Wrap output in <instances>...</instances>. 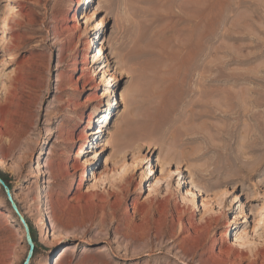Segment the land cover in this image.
I'll use <instances>...</instances> for the list:
<instances>
[{
    "label": "rangeland",
    "instance_id": "obj_1",
    "mask_svg": "<svg viewBox=\"0 0 264 264\" xmlns=\"http://www.w3.org/2000/svg\"><path fill=\"white\" fill-rule=\"evenodd\" d=\"M0 178V264H264V0H0Z\"/></svg>",
    "mask_w": 264,
    "mask_h": 264
},
{
    "label": "bare ground",
    "instance_id": "obj_2",
    "mask_svg": "<svg viewBox=\"0 0 264 264\" xmlns=\"http://www.w3.org/2000/svg\"><path fill=\"white\" fill-rule=\"evenodd\" d=\"M92 41L93 40H91V42H87V48L89 49L90 48V45H91V43H92ZM138 54V53H137ZM112 81H114L113 80V77H112ZM181 97L182 96H180L179 97V95L178 96H174V98H173V101H171V105L170 106H166V104L165 105H163V109L164 110H162V112L160 113V116H172L177 110H178V104L180 103V101H181ZM166 103H167V101H165ZM169 104V103H168ZM159 109V108H158ZM157 109V110H158ZM155 118V117H154ZM162 118V117H161ZM159 119V118H158ZM163 119V118H162ZM165 119V118H164ZM91 121H92V118L90 117V119H89V121H88V125L91 123ZM153 121V120H152ZM160 121H161V119H160ZM163 121V120H162ZM165 122V121H164ZM146 128H142V132H141V137L139 138V140H138V142L140 143V148L141 147H143L144 145H147V146H152L153 144H154V142H153V140H151L150 139V135L155 131V129L154 128H152V127H148V126H145ZM157 129V128H156ZM161 130V129H160ZM99 131H101V129H99ZM92 135H95V134H89V133H86L85 134V138H84V142H88L89 141V139L92 137ZM151 140V141H150ZM138 229V228H137ZM137 235V234H136ZM140 236V235H139ZM132 238H134V237H132ZM128 239V238H127ZM133 240V239H132ZM136 240H137V238H136ZM136 240L134 241V242H136ZM133 242V243H134Z\"/></svg>",
    "mask_w": 264,
    "mask_h": 264
},
{
    "label": "water",
    "instance_id": "obj_3",
    "mask_svg": "<svg viewBox=\"0 0 264 264\" xmlns=\"http://www.w3.org/2000/svg\"><path fill=\"white\" fill-rule=\"evenodd\" d=\"M0 184L4 186V182L2 181L1 178H0ZM5 188H6V191H7V193H8V198H9V200H10V203H11L13 209H14L15 211H17L16 205H15L13 199H12V196H11L9 190L7 189L6 186H5ZM21 219H22L23 225H24V227H25V231H26V235H27V240H28V242L30 243L31 248H32V249H31L30 256H29V258H30V257L32 256V253H33L32 237H31L30 229H29V227H28L26 221H25L23 218H21Z\"/></svg>",
    "mask_w": 264,
    "mask_h": 264
}]
</instances>
